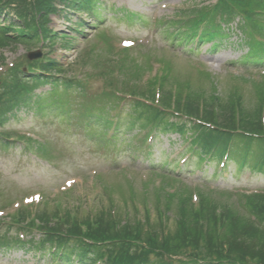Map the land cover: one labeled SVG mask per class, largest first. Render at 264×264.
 Listing matches in <instances>:
<instances>
[{
    "label": "trees",
    "instance_id": "1",
    "mask_svg": "<svg viewBox=\"0 0 264 264\" xmlns=\"http://www.w3.org/2000/svg\"><path fill=\"white\" fill-rule=\"evenodd\" d=\"M57 1L76 12L87 11V5L92 3L91 0H0V16L4 15L5 18V22L0 21V24L3 25H0V49L20 44L35 46L38 40L53 43L56 35L46 27V24L49 14L60 13L57 12L55 7ZM232 6L245 15L244 23L240 24L239 28L247 36L245 43L249 46L250 55H260L263 45L254 40V33L249 31L248 28L250 26L257 33L264 34V27L256 21L257 15L254 12L259 10L264 13V0H227L224 7L230 14L234 15ZM252 7L256 8L252 9ZM5 10L15 11L18 22L10 19L9 13ZM219 10H222V7ZM196 13L200 19L213 18L216 15L214 13L209 16V12L204 10L196 11ZM224 21L229 22L230 20ZM5 23L7 24L5 25ZM209 24L213 29L220 31L219 25L212 23L210 20ZM61 36L64 37V34H61ZM62 47L67 49L69 42L62 41ZM95 55L99 56V54ZM92 61L93 58H90L86 63L83 60L74 66L78 71L81 70V66L86 67L90 64L89 67L96 69ZM28 65L37 68L42 73L41 76H34L30 82L34 85L49 82L53 87L46 95L38 98L36 102L38 108H41L40 102L42 100L46 101L48 98L51 100L45 104L47 107H51L48 109L67 106L69 90L76 89L78 86L83 87L87 81L86 78L91 77L87 72H81L85 81H75V79L72 80L65 76L56 77L58 72L65 73V70L56 60L49 58H43ZM118 65L119 72L124 69L131 70L132 68H136V71L132 69L136 73L142 70L140 65L126 66L125 61H120ZM168 65L165 66L166 69H168ZM106 68L108 71L111 69L110 66ZM23 74L22 71H14L10 76V85L4 83L0 86V107L3 108L1 110L12 109L14 105H28L27 91L20 84V81L16 82ZM107 76L103 88L108 91L101 92V96L99 93L93 96H87L85 93L82 95V97H86L88 100L91 99L95 103L103 97L109 101L107 106L97 108L98 111H102L103 115H95L94 109L86 110L87 119L84 122V127L91 126L92 115H95L96 121L104 120L103 128L109 126L107 115L114 105V100L111 101L109 91L115 90L118 85L124 88L123 93L151 100L153 81H147L144 86L126 82L118 84L112 80L109 72H107ZM169 78L170 74L160 78L161 106L169 108L171 105L170 108L181 114L218 123L212 109L213 106H211L212 103H217L219 107V125L222 129L228 131L235 130L233 120L234 101L230 99L224 102L220 101L211 95L213 91H210L209 94L205 92V95L197 88L188 86V83H177L171 86V82L168 81ZM166 84H168V87L164 91ZM57 87H61V89L58 90ZM81 90L84 92L82 88ZM256 96L257 101L249 109L241 105L239 98H236L237 102L235 104L240 109V128L246 133L263 137L264 126L260 122V112L261 102L264 98H262L260 92H257ZM199 101H202L203 104V118L199 117L198 113ZM127 105L128 111L122 113V116L126 117L123 129L132 126H138L142 129L146 126H152L157 127L161 132L174 131L181 135L186 131L183 125L169 123L154 107L144 105L138 101L129 102ZM120 125L121 122H118L116 125L118 126L117 130ZM192 132L198 134V137L199 134L203 135L205 137L203 140L211 147L218 146L219 143L225 147L223 145L225 137L229 136V134L224 133H216L213 136L212 133H207L201 126H192ZM236 138L235 142H240L241 149H245L240 164H250L252 168L264 171V138L254 139L241 135H237ZM207 148L208 146L203 148V151L207 152ZM254 149H256V153L253 152ZM223 151L218 148L214 154L218 155L219 152ZM261 151L263 153L259 156L258 153ZM231 158L238 160L240 156L234 157L231 155ZM210 198L209 195H199L197 209L192 208L188 198L178 197L175 204L168 198H155L154 208L156 211L159 209L156 213H164V211L173 213L169 219V222L172 221L173 223L172 227L169 226V223L166 224V222H160V220L150 223L148 217H144L139 222H135L134 218L125 220L122 211L117 213L116 218H113L108 209L99 210L91 215L92 217L90 215L79 216L77 212H72L66 208L61 211L54 208L50 212L43 209L35 215V220L40 223L38 230L44 233V243L52 245L57 242L59 247H65L68 256L64 255L63 258L65 256L69 258L73 252L78 253V255H80L79 252H82L83 256H80L82 260L78 262L79 264H87L94 258H99L101 252L96 245L99 242H102V244L106 242L104 244L105 251L103 252L106 255V264H168L169 262L165 263L163 261L162 256L164 254L169 257L184 256L189 262L202 261L204 264H264V194L240 196L235 205L221 203ZM161 201H164V211L159 208ZM28 217L27 213L20 211L13 216L11 222L22 230L25 228L23 223ZM251 217H254L256 222H253ZM32 227L37 229L34 220L30 224V228ZM2 239H5V235L0 236V244L4 245L5 242ZM83 239L93 242V245L89 248L85 247L82 242ZM70 242L73 245H70ZM138 244H140V248L137 249ZM89 255H92V258L87 259ZM102 256L103 254H101ZM184 263L179 262V264Z\"/></svg>",
    "mask_w": 264,
    "mask_h": 264
},
{
    "label": "rangeland",
    "instance_id": "2",
    "mask_svg": "<svg viewBox=\"0 0 264 264\" xmlns=\"http://www.w3.org/2000/svg\"><path fill=\"white\" fill-rule=\"evenodd\" d=\"M215 0H100L102 4L101 22L98 26L92 29L84 30V33L72 31L71 24L75 21V17L67 16L64 20L62 18L52 17V24L55 30L63 31L71 37H77L72 41L70 51H63L55 46V52L51 57L57 58L61 63H70L73 61L77 52L83 48L87 42L92 40L94 42V35L99 31H105L110 34L111 41L115 46L122 39H134L140 37L151 38L155 45L156 57L165 56L171 58L173 62V76L177 80L190 79L193 86L196 84V74L194 70H205L217 81L219 94L222 97L227 93L229 88L237 86L239 92L243 94L244 107L246 104L254 101L252 96L251 86L240 85L235 83L231 78L240 76L250 81H260V70L244 69L240 65H229L230 61L237 60L243 51L237 45V33H233L229 40H225L220 44L219 49L214 52H206L210 46L209 43L202 45L199 48V54L196 56L187 57L181 54L180 47L168 50L163 41L155 38V31L151 29H142V24L136 23L133 26L126 25L125 21H118L122 13L113 10L121 8L129 12H135L143 16V20L147 21L149 15L156 17L169 16L172 10L176 7L187 5L191 2L205 4L213 3ZM113 11V12H112ZM88 23L95 21L94 18L81 15ZM88 25V24H87ZM151 35V36H150ZM194 49V46H193ZM172 51V52H171ZM26 51L20 46L17 48H6L0 50V65L10 64L16 58L21 57L22 67L26 65ZM140 56V55H139ZM136 55V60L141 61L140 57ZM151 56V55H150ZM151 58L154 59L155 57ZM112 57L114 55L112 54ZM28 61V60H27ZM33 62V61H29ZM193 67V71L191 67ZM2 67V66H1ZM152 74L155 73L157 65L153 66ZM231 74L230 76H228ZM147 76L144 77V79ZM90 92L94 93L99 90L100 83L97 80L89 82ZM49 90V86L39 89L35 92L36 95ZM77 91V90H76ZM0 133L22 134L29 136L33 140L39 141V144H44L48 150L49 161L44 163L37 160L35 156L24 148L21 141H14L10 146H3L0 144V211H3V221L8 222L9 216L16 209L13 203H19L24 197L39 193L40 201L42 199L49 201L44 207L48 211L55 208L54 201L60 207L74 210L78 208V213L86 215L88 210L97 211L102 208H107L109 202L107 195L109 187L115 189L112 193L115 206L121 212V209L126 206L128 212L132 210L128 202V191L126 187V180L134 184L136 206L141 207L143 202V185L151 182H158L159 179L153 178L151 170L154 168L160 172V166L156 165L158 160H168L167 165L171 168L175 167V163L181 158L186 159L188 153H185L186 141L180 139L178 135H163L159 136L149 149L151 156L142 160L143 155L138 150L133 151L137 144V140L133 138L136 131L130 134H125L117 143V149L107 156L104 153L105 149L98 148L97 142L92 140L86 132L82 129L70 127L68 123L60 121L58 115H43L35 116L31 110H26L21 107L12 114L7 115V119L3 126L0 127ZM133 138V139H132ZM184 152V153H183ZM183 153V154H181ZM140 156L133 160L132 155ZM174 162V163H173ZM151 165V166H150ZM204 165V163H203ZM217 163L211 167H205L206 172L202 179L205 187L210 189L216 188L217 191L241 190H256L264 188V173H255L249 168H244L238 177L233 175L234 164L231 163L228 168L229 174H219L216 169ZM181 167V164H178ZM166 168V167H164ZM216 172V176H212ZM121 174V175H117ZM123 175L126 179H123ZM202 176V173L196 171L190 173L187 166L180 171V183L188 191H196L201 188L202 184L197 182ZM213 177V178H212ZM101 178V179H100ZM67 181L74 182L73 192L63 194L64 183ZM103 184V186H101ZM203 184V185H204ZM108 188V189H107ZM149 193L148 206L151 213V191ZM124 195L125 203L120 200ZM36 204V203H34ZM21 206V205H20ZM59 207V208H60ZM60 208V209H61ZM125 210V211H126ZM131 213V212H130ZM173 214V213H170ZM1 219V220H2ZM152 221L155 220L154 213H152ZM172 221L169 225L172 227ZM172 229V228H171ZM12 238L17 237L18 233L12 227L9 232ZM39 235L35 234V239ZM25 248H13L7 251H0V264H50L48 253H39L27 251Z\"/></svg>",
    "mask_w": 264,
    "mask_h": 264
}]
</instances>
